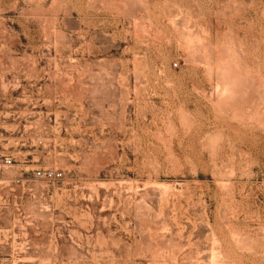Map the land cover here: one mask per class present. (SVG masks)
<instances>
[{"label":"rangeland","instance_id":"rangeland-1","mask_svg":"<svg viewBox=\"0 0 264 264\" xmlns=\"http://www.w3.org/2000/svg\"><path fill=\"white\" fill-rule=\"evenodd\" d=\"M0 264H264V0H0Z\"/></svg>","mask_w":264,"mask_h":264},{"label":"built area","instance_id":"built-area-1","mask_svg":"<svg viewBox=\"0 0 264 264\" xmlns=\"http://www.w3.org/2000/svg\"><path fill=\"white\" fill-rule=\"evenodd\" d=\"M6 163H7V164H10V163H11V159L7 158V159H6ZM38 175H40V176H41V175H42V173L39 171V172H38Z\"/></svg>","mask_w":264,"mask_h":264}]
</instances>
